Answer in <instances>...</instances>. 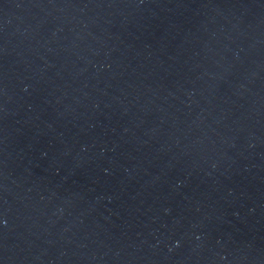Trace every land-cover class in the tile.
I'll return each mask as SVG.
<instances>
[{"label":"water","instance_id":"95a60500","mask_svg":"<svg viewBox=\"0 0 264 264\" xmlns=\"http://www.w3.org/2000/svg\"><path fill=\"white\" fill-rule=\"evenodd\" d=\"M0 264H264V0H0Z\"/></svg>","mask_w":264,"mask_h":264}]
</instances>
